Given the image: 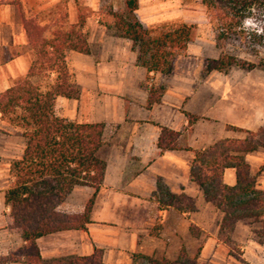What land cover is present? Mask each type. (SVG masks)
Segmentation results:
<instances>
[{
    "label": "crops",
    "instance_id": "obj_1",
    "mask_svg": "<svg viewBox=\"0 0 264 264\" xmlns=\"http://www.w3.org/2000/svg\"><path fill=\"white\" fill-rule=\"evenodd\" d=\"M98 1L81 0L82 6L94 12L99 8ZM59 2L0 0V92L25 74L32 59L25 50L20 12L37 16L40 25L49 27L45 34L48 37L55 27L53 22L62 26L76 22V0H67L64 11L61 15L55 13L53 20L41 19ZM107 27L85 19L82 30L88 53L68 55L69 72L79 96L74 100L57 98L54 105L61 118L104 125L97 151V158L104 163L102 182L97 191L75 187L67 195L58 210L73 214L81 213L84 204L93 198L89 223L85 231H59L37 238L40 260L45 264L88 256L98 248L102 250V264H131L135 254L174 260L183 249L188 254L199 251L198 261L241 264L218 242L222 213L204 201L200 188L190 182L189 171L192 151L218 140L244 137L226 126L255 132L264 124V72L253 69L242 73L237 68L230 74L205 72L204 79L191 89H184L176 77L165 79L167 75L156 73L154 81L164 90L158 102L147 108L145 70L135 64L131 42L114 37ZM184 113L198 117L188 129ZM159 127L180 132V145L190 150L160 151L156 147ZM17 132L2 123L0 171H8L9 163L21 155L23 142L17 145ZM243 161L255 179V188L264 191V148L244 154ZM222 183L235 184L234 169H224ZM7 185L8 180L0 179V256L22 244L6 228L3 194ZM166 192L193 198L195 210L180 214L169 207L160 209L158 202H163ZM190 225L198 229L197 236L190 234ZM260 228V223L237 222L231 233L247 264H264V241L258 243L252 233Z\"/></svg>",
    "mask_w": 264,
    "mask_h": 264
},
{
    "label": "trees",
    "instance_id": "obj_2",
    "mask_svg": "<svg viewBox=\"0 0 264 264\" xmlns=\"http://www.w3.org/2000/svg\"><path fill=\"white\" fill-rule=\"evenodd\" d=\"M65 2L66 0H61ZM13 3V1H12ZM119 12L111 13L113 24L108 26L113 36L131 42L136 50L135 64L149 73L169 75L174 57L186 49L195 37L193 25L179 24L166 30H147L136 19L137 0H121ZM15 4V3H14ZM20 8L19 4L16 3ZM203 7L207 23L214 28V41L223 44L235 40L240 49L254 60H241L223 53L216 59H207L204 72L225 73L230 67L242 70H264V33L257 34L245 28V21L264 28V0H198ZM255 7V11L250 9ZM92 11L76 7L74 24L57 25L48 32L37 16L20 12L21 25L26 38V50L32 59L22 77L12 81L0 92V119L7 126L20 131L23 148L18 159L8 166V185L3 194L7 207V230L15 233L22 244L0 256V264H43L35 240L41 236L66 230L85 231L93 198L84 204L78 214L58 210L75 187L97 191L101 185L104 163L97 158L102 144L104 125L101 123H75L56 115L57 98L77 99L79 88L73 83L68 68L69 52L88 53L86 35L82 28ZM159 91V89H158ZM148 90L146 107L158 102L161 92ZM188 129L198 117L184 113ZM226 129L244 134L242 139H222L202 150L192 151L189 171L190 182L202 191L205 202L222 213L217 240L228 249V254L241 264V257L231 233L237 222L260 223L253 236L258 243L264 241V191L255 188L243 155L264 148V124L255 132L226 126ZM180 132L159 127L156 147L160 151L190 149L180 145ZM234 169L235 184L222 183L224 169ZM160 189L159 184L157 186ZM160 209L172 208L180 214L195 210L194 199L184 194L164 193ZM192 236L198 229L190 225ZM199 250V249H198ZM198 253V252H197ZM197 253L188 257L181 249L174 260L152 259L132 255V263L142 259L149 264H200ZM102 250L94 248L88 256L52 260L45 264H102Z\"/></svg>",
    "mask_w": 264,
    "mask_h": 264
},
{
    "label": "rangeland",
    "instance_id": "obj_3",
    "mask_svg": "<svg viewBox=\"0 0 264 264\" xmlns=\"http://www.w3.org/2000/svg\"><path fill=\"white\" fill-rule=\"evenodd\" d=\"M66 1L62 2L60 0V2L51 9L52 12H44L43 15H41V19L51 21L55 13L59 12V15H61L64 11L63 7ZM98 4V10L96 12L92 11V15L88 18L97 20L98 23L106 27L111 26L114 21L111 13L120 11L122 4L121 0H99ZM77 6L84 7L82 6L81 0H76V7ZM84 8L91 11V9L87 7ZM134 15L141 23L142 27L147 30H166L179 24L193 25L195 27L194 39L187 44L183 52L174 57L171 73L165 77V79L176 77L178 82L182 83L184 89H191L192 86H195L204 79L206 73L203 70L207 59H216L223 53H226L235 55L241 60H254L252 56L245 54L243 50L240 49L239 43L235 40L230 39L224 41L223 44H217L214 41V28L212 24L207 23L204 9L198 4V0H137V9ZM131 50L136 56V50L132 48V45ZM235 68L241 70L242 73L248 72L232 66L225 74L228 72L229 74L232 73ZM254 70L264 72V70L258 68ZM155 74L156 73H149L147 78L145 75L143 86L145 89H155L157 91L159 89L158 92H161L164 90V86L158 83V81H154ZM0 121V135L2 136V123L3 126H5L6 123L1 119ZM215 131L214 133H216ZM240 135L242 136V134ZM16 141L18 142V146L23 142L19 130L16 134ZM8 178L7 168L6 171L1 170L0 179L6 181ZM222 246L226 247L224 244H222ZM183 251L188 257H192L196 254H188L185 250ZM198 262L200 264H212L208 263L207 259ZM136 264L149 263L139 259Z\"/></svg>",
    "mask_w": 264,
    "mask_h": 264
},
{
    "label": "clouds",
    "instance_id": "obj_4",
    "mask_svg": "<svg viewBox=\"0 0 264 264\" xmlns=\"http://www.w3.org/2000/svg\"><path fill=\"white\" fill-rule=\"evenodd\" d=\"M251 11H255V7L253 6L252 9H250ZM254 17H249L248 19H246L245 21V25L244 27L247 28H251L252 30H255L257 32V34H262L264 33V28H258L256 26L255 23H253Z\"/></svg>",
    "mask_w": 264,
    "mask_h": 264
}]
</instances>
